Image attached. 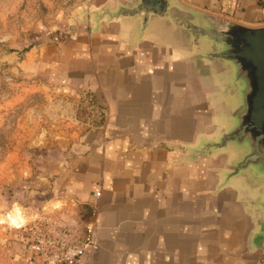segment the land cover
Wrapping results in <instances>:
<instances>
[{
	"label": "crops",
	"instance_id": "0c3cea01",
	"mask_svg": "<svg viewBox=\"0 0 264 264\" xmlns=\"http://www.w3.org/2000/svg\"><path fill=\"white\" fill-rule=\"evenodd\" d=\"M176 1L264 26V0ZM133 30L87 17L49 60L51 78L87 90L102 113L69 151L43 153L34 177L51 208L62 201L92 208L95 246L76 264H264L255 192L240 179L222 184L233 155L193 158L201 138L225 127L205 69L154 33Z\"/></svg>",
	"mask_w": 264,
	"mask_h": 264
},
{
	"label": "rangeland",
	"instance_id": "374dc122",
	"mask_svg": "<svg viewBox=\"0 0 264 264\" xmlns=\"http://www.w3.org/2000/svg\"><path fill=\"white\" fill-rule=\"evenodd\" d=\"M94 1L0 0V264H56L91 241L92 208H51L34 177L43 153L69 151L102 118L87 90L51 78L49 68ZM15 210L25 218L20 227L10 226Z\"/></svg>",
	"mask_w": 264,
	"mask_h": 264
},
{
	"label": "water",
	"instance_id": "95a60500",
	"mask_svg": "<svg viewBox=\"0 0 264 264\" xmlns=\"http://www.w3.org/2000/svg\"><path fill=\"white\" fill-rule=\"evenodd\" d=\"M87 17L96 25L122 20L139 35L152 32L205 69L225 109V127L215 138H201L193 158L230 151L222 184L240 179L254 191L251 205L264 223V26L246 27L176 0H106Z\"/></svg>",
	"mask_w": 264,
	"mask_h": 264
},
{
	"label": "built area",
	"instance_id": "2783aa9c",
	"mask_svg": "<svg viewBox=\"0 0 264 264\" xmlns=\"http://www.w3.org/2000/svg\"><path fill=\"white\" fill-rule=\"evenodd\" d=\"M98 195H96L97 197ZM95 244L92 241L81 244L80 246L74 247L72 250L67 251L62 255L61 259L56 262V264H76L77 261L90 249H92Z\"/></svg>",
	"mask_w": 264,
	"mask_h": 264
},
{
	"label": "bare ground",
	"instance_id": "6f19581e",
	"mask_svg": "<svg viewBox=\"0 0 264 264\" xmlns=\"http://www.w3.org/2000/svg\"><path fill=\"white\" fill-rule=\"evenodd\" d=\"M9 219L11 221V224H18L22 226L25 223V218L21 216V213L18 212V210L12 211L10 213Z\"/></svg>",
	"mask_w": 264,
	"mask_h": 264
},
{
	"label": "clouds",
	"instance_id": "9594fccd",
	"mask_svg": "<svg viewBox=\"0 0 264 264\" xmlns=\"http://www.w3.org/2000/svg\"><path fill=\"white\" fill-rule=\"evenodd\" d=\"M10 226H12V227H19L20 225H18V224H12Z\"/></svg>",
	"mask_w": 264,
	"mask_h": 264
}]
</instances>
